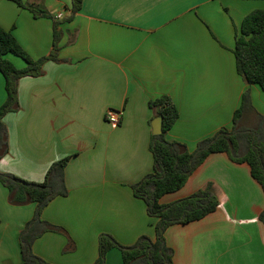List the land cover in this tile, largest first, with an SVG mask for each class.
Returning a JSON list of instances; mask_svg holds the SVG:
<instances>
[{"label":"crops","instance_id":"0c3cea01","mask_svg":"<svg viewBox=\"0 0 264 264\" xmlns=\"http://www.w3.org/2000/svg\"><path fill=\"white\" fill-rule=\"evenodd\" d=\"M23 2L52 17L35 18L13 0H0V27L38 59L52 51L54 18L69 14L71 0ZM254 9H264V0H83L74 18L59 25L58 60L45 61L38 76L19 79V108L3 117L8 152L1 172L41 182L53 162L70 156L68 193L42 211L65 232L42 234L34 254L51 264H92L102 233L126 246L141 235L154 238L155 219L131 188L152 171L156 114L148 101L163 94L172 99L179 117L165 137L190 151L231 127L246 89L264 114V91L244 82L232 52L242 19ZM7 57L26 66L16 55ZM5 98L0 72V105ZM110 108L122 113L116 126L105 118ZM208 182L217 208L166 229L174 264H264V192L247 163L212 153L160 202L186 197ZM34 210V203L10 204L0 182V264H24L19 233ZM105 264H122L118 248L108 251Z\"/></svg>","mask_w":264,"mask_h":264},{"label":"trees","instance_id":"16d2710c","mask_svg":"<svg viewBox=\"0 0 264 264\" xmlns=\"http://www.w3.org/2000/svg\"><path fill=\"white\" fill-rule=\"evenodd\" d=\"M18 6L30 10L35 18L52 17L42 6L13 0ZM83 0H71L70 12L63 19L71 21L82 8ZM54 18L52 51L33 59L20 46L10 31L0 27V72L5 80L6 98L0 105V159L8 152V130L3 117L17 111L18 81L24 76H38L47 60H58V43L61 37V20ZM238 74L247 84H257L264 91V9H254L242 19L232 50ZM22 58L26 66L18 68L7 55ZM148 106L156 117L162 118V133L151 134L150 151L153 157L152 171L131 185L135 197L146 204L147 214L154 218V238L141 235L132 245L120 244L110 234L102 233L98 238V255L92 264H105L107 253L118 248L122 264H174L173 250L165 238L166 229L172 224H184L199 220L212 213L219 204L214 185L206 183L192 194L168 203L161 197L180 189L194 170L212 153L226 152L237 163H247L251 176L261 185L264 192V114L253 106L249 89L242 96L240 105L232 116L230 128H221L213 135L199 140L193 151L177 140H168L165 133L179 117V112L166 95L149 100ZM70 156L53 162L44 180L35 182L12 173L0 171V182L8 190V201L12 205L35 204L32 218L19 233V244L24 264H51L34 254V241L46 232H65L42 218L46 205L57 196H65V167ZM264 223V208L259 214Z\"/></svg>","mask_w":264,"mask_h":264},{"label":"built area","instance_id":"2783aa9c","mask_svg":"<svg viewBox=\"0 0 264 264\" xmlns=\"http://www.w3.org/2000/svg\"><path fill=\"white\" fill-rule=\"evenodd\" d=\"M61 14H57L56 18H60ZM121 111L117 109L110 108L106 111L105 118L108 122H110L112 125L116 126L119 124L120 118H121Z\"/></svg>","mask_w":264,"mask_h":264},{"label":"water","instance_id":"95a60500","mask_svg":"<svg viewBox=\"0 0 264 264\" xmlns=\"http://www.w3.org/2000/svg\"><path fill=\"white\" fill-rule=\"evenodd\" d=\"M151 126L153 134L162 133V118L160 116L154 118L151 122Z\"/></svg>","mask_w":264,"mask_h":264},{"label":"rangeland","instance_id":"374dc122","mask_svg":"<svg viewBox=\"0 0 264 264\" xmlns=\"http://www.w3.org/2000/svg\"><path fill=\"white\" fill-rule=\"evenodd\" d=\"M67 15H68V14H67ZM67 15H66V16H67ZM66 16H65V17H66ZM65 17H64V18H65ZM64 18H59V20H61L60 24H62V23L65 22V21L63 20Z\"/></svg>","mask_w":264,"mask_h":264}]
</instances>
